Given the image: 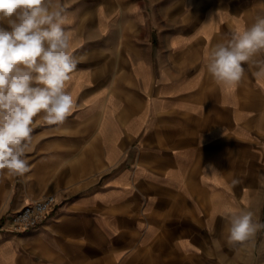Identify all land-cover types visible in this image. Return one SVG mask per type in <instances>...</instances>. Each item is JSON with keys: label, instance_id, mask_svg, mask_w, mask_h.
<instances>
[{"label": "crops", "instance_id": "1", "mask_svg": "<svg viewBox=\"0 0 264 264\" xmlns=\"http://www.w3.org/2000/svg\"><path fill=\"white\" fill-rule=\"evenodd\" d=\"M60 8L80 59L76 111L58 126L34 118L31 171L0 174V264H264V230L230 246L222 216L264 223V78L246 66L222 88L204 65L264 0H52ZM44 193V222L9 231Z\"/></svg>", "mask_w": 264, "mask_h": 264}, {"label": "clouds", "instance_id": "2", "mask_svg": "<svg viewBox=\"0 0 264 264\" xmlns=\"http://www.w3.org/2000/svg\"><path fill=\"white\" fill-rule=\"evenodd\" d=\"M69 23L64 9L52 10V0H0V174L22 177L31 171L26 150L34 118L58 126L76 111L67 88L80 59L71 49ZM204 65L222 88L235 87L246 66L264 78V16L207 51ZM222 216L230 246H244L264 230L251 210H229Z\"/></svg>", "mask_w": 264, "mask_h": 264}, {"label": "built area", "instance_id": "3", "mask_svg": "<svg viewBox=\"0 0 264 264\" xmlns=\"http://www.w3.org/2000/svg\"><path fill=\"white\" fill-rule=\"evenodd\" d=\"M54 203L53 195L42 194L38 199L10 216L8 230L13 233H20L37 227L44 222Z\"/></svg>", "mask_w": 264, "mask_h": 264}]
</instances>
